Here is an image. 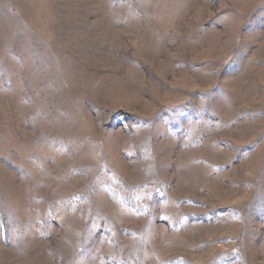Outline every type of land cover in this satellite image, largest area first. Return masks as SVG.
I'll use <instances>...</instances> for the list:
<instances>
[{
	"label": "rangeland",
	"instance_id": "374dc122",
	"mask_svg": "<svg viewBox=\"0 0 264 264\" xmlns=\"http://www.w3.org/2000/svg\"><path fill=\"white\" fill-rule=\"evenodd\" d=\"M0 264H264V0H0Z\"/></svg>",
	"mask_w": 264,
	"mask_h": 264
}]
</instances>
